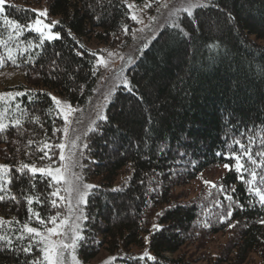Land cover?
<instances>
[{"label": "trees", "instance_id": "trees-1", "mask_svg": "<svg viewBox=\"0 0 264 264\" xmlns=\"http://www.w3.org/2000/svg\"><path fill=\"white\" fill-rule=\"evenodd\" d=\"M126 1L0 5V264H45L26 227L43 229L68 208L61 182L40 169L59 157L54 98L88 103L97 55L130 41ZM34 2L54 37L29 26ZM124 77L83 137L80 173L90 185L78 256L105 249L117 264H201L185 246L224 226L230 256L206 264H255L248 255H264V0L180 11ZM218 166V195L188 197L185 185Z\"/></svg>", "mask_w": 264, "mask_h": 264}, {"label": "rangeland", "instance_id": "rangeland-1", "mask_svg": "<svg viewBox=\"0 0 264 264\" xmlns=\"http://www.w3.org/2000/svg\"><path fill=\"white\" fill-rule=\"evenodd\" d=\"M5 0H0V5ZM207 0H142L136 2L127 0L126 4L131 20V38L123 45L103 48L96 57L99 75L93 95L85 106H73L57 96L54 98L62 118L61 140L59 143V157L57 162L41 167L55 180L61 182L68 204L66 213L61 218L43 229L37 230L27 226L40 240L45 264H117L116 252L101 249L89 261H82L76 252L77 242L81 237V223L83 219L82 204L89 190V181L82 178L80 173V151L83 147V137L91 129L97 117L101 115L104 104L111 96L115 87L125 82L124 70L137 55L139 49L147 44L152 36L167 23L173 22L182 10H191L195 5L203 4ZM38 15L29 26L45 37L52 38L56 32L51 29L43 2H34ZM91 47L97 44L92 42ZM15 74H13L14 76ZM17 76V75H16ZM2 79V76H0ZM3 112L0 111V122ZM1 127V125H0ZM215 168V167H214ZM224 167L218 166L210 172L190 180L185 185L188 197L209 198V194L218 195V173ZM210 190V191H209ZM216 199V196L214 197ZM130 205V204H129ZM130 207V206H129ZM229 227L222 226L216 232H204L196 240L185 246L187 253H192L199 259V263L206 264L217 256H230L229 250L233 244V236ZM134 253L144 255L146 247H133ZM252 252L247 259L255 264L264 260V255ZM121 264V263H118ZM247 264V261H245Z\"/></svg>", "mask_w": 264, "mask_h": 264}]
</instances>
